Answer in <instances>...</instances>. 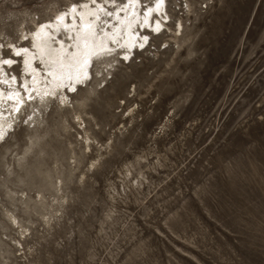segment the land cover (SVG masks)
Here are the masks:
<instances>
[{"label": "rangeland", "instance_id": "rangeland-1", "mask_svg": "<svg viewBox=\"0 0 264 264\" xmlns=\"http://www.w3.org/2000/svg\"><path fill=\"white\" fill-rule=\"evenodd\" d=\"M73 1L0 0V56ZM164 11L127 61L93 60L89 88L111 78L90 106L62 91L13 116L0 264H264V0Z\"/></svg>", "mask_w": 264, "mask_h": 264}, {"label": "bare ground", "instance_id": "bare-ground-1", "mask_svg": "<svg viewBox=\"0 0 264 264\" xmlns=\"http://www.w3.org/2000/svg\"><path fill=\"white\" fill-rule=\"evenodd\" d=\"M73 5L76 6L75 10H70ZM124 6L125 1L120 4L116 3V0H95V2H93V0H79L70 2L65 8L57 10L52 18L37 22L32 30L23 34L28 36L27 41L29 44L19 43L16 45L19 47H27L30 52H35L36 49L32 47L34 42L38 45L47 42L50 43L51 49H59L61 45L49 38L56 37L57 40L63 43L65 48L70 51H75L72 45L76 43L77 34H80L82 37L87 34L93 46L106 44L108 48L113 49V52L120 49L117 53H128L130 55L129 52H131L132 49H144L146 42L143 41V37L148 36L145 30H148L150 34L162 31H152L149 27L150 25L154 28L155 21L158 18L160 19L161 16L157 17L156 15H152L146 23L142 7L146 5H142L141 0L140 4L136 5L135 9H133L131 5H128L126 12L121 10L117 13V9H123ZM101 7L103 11L100 10ZM109 12L112 13V16L108 15ZM162 12H164V9H162ZM60 13H67V15L62 17L60 21H56L55 17ZM97 15L100 17L99 20L96 19ZM129 21L131 23H129ZM41 23L47 24V27L42 30L37 37H32L31 34L37 30L38 25ZM179 23L181 29L182 23L180 20ZM87 24H93L94 27L91 30L82 27V25ZM141 24H145V27L141 28ZM162 26H164L163 21ZM161 29L163 28L161 27ZM141 44L144 45L142 48L140 47ZM57 54L58 53L53 52V55ZM108 54L111 53H107V55ZM3 57H5V55L0 56V58ZM13 59L17 58L13 57ZM94 59L96 58H93V60ZM19 61L22 70L19 68L20 71L16 74L14 71L9 74L6 70L8 66L0 65V69H2V72H0V130L3 131V137H0V141L7 136L9 128H12L13 116L19 113L23 104H26L28 101L32 102L33 100L37 103L42 100H47V97H49L44 96V91L45 88L50 87L46 81H51L52 78L45 75L46 70L43 68L39 57L37 56V59L33 61V67H35L38 72L36 76L37 83L35 84L33 83L32 74L23 72L22 56L19 58ZM36 61L41 65L37 66L35 63ZM45 62H47V60ZM91 65H93V62ZM9 68H14V65ZM13 75L17 77L15 81L12 80ZM26 89L31 91H26ZM61 92V90H58V95H60ZM9 94H13L12 99H9ZM29 95L32 97L31 100L28 99ZM18 103L20 107L17 110L16 105Z\"/></svg>", "mask_w": 264, "mask_h": 264}, {"label": "snow or ice", "instance_id": "snow-or-ice-1", "mask_svg": "<svg viewBox=\"0 0 264 264\" xmlns=\"http://www.w3.org/2000/svg\"><path fill=\"white\" fill-rule=\"evenodd\" d=\"M95 2V0H93ZM140 4V0H125V6L123 9H117V13L121 10L127 11L128 5H131L133 9H135L136 5ZM166 0H150V3L143 7V15L145 17L146 23L149 21V18L152 15H156L157 17L162 16L163 22H167L169 17L166 11L162 12V9L165 8ZM7 7V5H6ZM41 5H36L35 8H39ZM75 5L72 6V9L75 10ZM206 7V6H205ZM33 8L32 10H35ZM103 11V8H100ZM67 13H60L55 17L56 21H60L62 17L66 16ZM109 16H112V13H108ZM97 20L100 17L97 15ZM129 23H131L129 21ZM180 23H177V28H180ZM47 27V24L41 23L38 25V28L31 35L32 37H37L38 34ZM87 30H91L94 26L93 24L82 25ZM141 28L145 27V24L140 25ZM150 30L159 32L162 27L161 19H157L155 21V27L152 28L150 25ZM106 35V33H105ZM51 40H55L56 43H59L61 46L59 49H51L50 43L44 42L42 44L33 43L32 47L36 49L35 52H30L27 47H19L15 43H11L7 45V50L10 53L8 56L0 58V65L3 66H12L14 64L19 63V58L23 57V72L31 73L33 76V83H37L36 76L38 74L37 69L33 67V61L39 57L43 68L46 70L45 75L51 77V81H46L50 87L45 88L44 96H51L53 100H55L56 96L59 94L58 90L67 91L68 93L78 95L80 105L87 108L90 106L95 98L98 95V92L102 90L106 86V82L111 78L104 77L102 73H96L97 79L100 81L94 87L89 88V85L92 81V73L90 71V65L93 62V58H102L107 53H112L113 49L108 48L106 44H98L93 46L89 40V36L85 34L83 37L80 34H77V40L73 48L75 51H70L69 49L63 46V43L56 39V37H49ZM70 39V37H69ZM149 39L148 36L143 37V41L147 42ZM19 40L23 43H27L28 36L20 35ZM144 45L141 44L142 48ZM4 49V45H0V54H2V50ZM53 52L58 53L57 55H53ZM16 57L17 59H13ZM124 61L129 59V54L124 53L121 57ZM47 60V62H45ZM2 72V69H0ZM17 77L15 75L12 76V80L15 81ZM26 91H31L26 89ZM13 98V94H9V99ZM29 100L32 97L29 95ZM67 96L60 95L59 104L63 107L69 104ZM123 103V101H121ZM17 110L20 107L18 103L16 105ZM75 120L80 123L81 116L76 115ZM0 137H3V131L0 130Z\"/></svg>", "mask_w": 264, "mask_h": 264}]
</instances>
